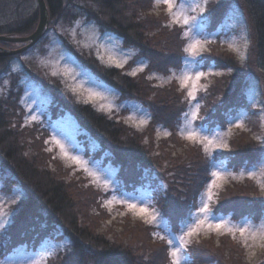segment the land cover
<instances>
[{
    "label": "trees",
    "instance_id": "16d2710c",
    "mask_svg": "<svg viewBox=\"0 0 264 264\" xmlns=\"http://www.w3.org/2000/svg\"><path fill=\"white\" fill-rule=\"evenodd\" d=\"M144 1L45 0L51 23H72L82 10L101 29L115 31L126 45L140 49L136 57L150 60L146 71L134 76L125 68L106 65L95 56L83 54V57L88 56L86 60L93 72L116 86L122 94L139 98L149 96L151 119L143 129L76 99L56 76L41 79L53 88L55 96L50 107L55 117L69 110L86 134H91L101 144V151L106 147L109 153L104 158L116 165V177L126 189L135 188L145 182L146 176L158 172L167 188L156 191L154 206L176 226L190 217L197 195L209 178L208 157L198 143L185 142L176 136L174 120L178 116L175 115L185 104L176 84L159 85L149 77L151 66L154 71H161L162 61L166 66L167 60L178 59L180 44L175 40L179 29L169 26L164 19L166 15L155 13L152 0ZM232 1L246 12L251 47L246 60L216 44L203 55L204 60L214 58L215 65L226 68L201 92L203 111L199 121L206 125L228 122V114L244 104L243 85L249 72L260 73L264 84V0ZM229 4L227 0L210 4L212 27L222 19ZM38 19L36 0H0V34L30 35L36 29ZM10 43L13 42L0 40V49H4L2 44ZM17 56L20 55L0 54V82L13 72L11 63ZM153 96L156 101H151ZM1 100L0 161L11 173V178L18 179L26 190V195L16 203L14 218L2 242L4 249L27 243L34 235H42L46 229L53 230L54 226L62 225L69 242L64 249L55 252L47 264H167V243L154 234V225L140 221L132 226L130 235L127 232L130 222H125L128 219L121 228L110 225L108 220L112 212L102 205L98 197L101 192L85 186L74 175L67 178L68 170L43 148L41 137L45 130L36 127V123L25 126L21 119L11 121L7 106ZM252 116L250 126L255 128L258 118ZM250 121L247 120L249 124ZM161 124L170 128L171 134H156V126ZM248 132L245 128L229 138L231 147L227 150L230 156L227 153L225 158L233 168L252 165L262 152L259 140L242 137ZM220 151L215 156H219ZM51 161L56 167H51ZM251 184L253 181L247 177L231 180L216 194L212 207L217 213H228L236 219L258 216L264 206L249 200ZM216 245L222 246V254L214 249ZM186 250L191 264H208L217 258L223 262L231 260V264H252L242 245L226 234L217 239L211 236L193 239Z\"/></svg>",
    "mask_w": 264,
    "mask_h": 264
},
{
    "label": "rangeland",
    "instance_id": "374dc122",
    "mask_svg": "<svg viewBox=\"0 0 264 264\" xmlns=\"http://www.w3.org/2000/svg\"><path fill=\"white\" fill-rule=\"evenodd\" d=\"M216 1L223 0H174L175 15L169 16L165 4L161 2L154 6V0H152V8L155 13L166 15L164 19L169 26L179 29L178 37H173H175L176 43L180 44V49L178 59L172 62L171 59L167 60L169 64L166 66L162 61L161 71H154L153 66H151L152 70L149 77L159 85L173 82L176 84L185 103L175 115V117L178 116L174 120L176 136L185 142L198 143L203 153L208 157L207 174L209 178L204 188L197 195L196 205L192 207L190 217L179 225L173 226L171 220L154 206L156 191L159 188L164 190L167 188L164 180L158 177V172L155 171L146 176L145 182L135 186V188L126 189L125 185L120 184L116 177L118 170L116 165L104 158L109 153L106 151V147L103 148L105 151L103 153L100 148L101 144L91 134H86L79 120L69 110L55 117L50 107L55 96H53V88L50 87L49 83H46V80L43 82L41 79L44 76H56L61 85L65 86L64 89L71 91L76 99L90 103L98 110L112 115L128 125L143 129L151 119L150 105H148L150 103L148 102L149 96L141 95L139 98L132 94H122L116 86L107 83L93 72L86 60L88 56L83 57L86 54L90 55L91 58L95 56L103 64L125 68L128 73L135 72L134 76H136L140 72L146 71L150 61L148 58L147 60L144 57H136L139 55L140 49L134 45H126L122 37L115 31L101 29L96 21L89 19L80 10L72 23L61 24L49 21L47 31L42 39L30 48L21 51L20 56L14 57L11 63L13 72L6 75L0 82V99L2 98L1 102L7 106L9 119L11 121L21 119L23 123H26L25 126L36 123L38 125H35L36 127L41 126L45 130L41 137L43 148L50 153L53 160L61 162L63 167L68 170L69 177L67 178L74 175L76 179L83 181L85 186L95 188L99 194L101 192L98 197L102 205L112 212V217H109L108 220L110 223H108L121 228L120 225L124 226L125 222H130L127 223L130 225L127 227V232L130 235L133 231L132 226H136V223L140 221L145 223L149 216L155 215L156 220L152 223L155 226L154 234L164 238L168 253L179 247L181 243L186 244L180 250L179 264H191L186 250L187 245L191 243H187L188 241L199 240L208 236L217 239L223 234L233 238L231 233L225 232L223 229L212 231L208 228L209 223L215 224L219 220L206 219L203 214L198 212L199 208L203 207L202 201L208 202L212 209L211 216L222 218L230 226L237 224L243 226L244 223L250 221L252 230L258 231L261 227V221L264 219V208L256 217L244 216L242 219H236L228 213H217L212 207L213 201L216 200V194L226 183L231 180L249 178L247 175L249 171H254L256 177L249 178L254 184L249 185L250 195L248 198H250L251 203L256 202L264 206V189L260 187L261 184H264V144L261 143L264 141V93L262 92L264 84L260 73L251 70L253 72L246 75V81L243 85L245 87L243 89L245 102L241 107L228 114V122L206 125L199 121L203 111L201 110L203 102L201 92L210 85L214 76L221 75L226 71V68L224 70L215 65L214 58L206 61L203 55L210 51L214 44L237 55L228 47L229 43H234L241 52H244L246 57L244 60H246L251 47V33L246 12L236 1L227 0L230 2L228 9L225 10L222 19L216 24L213 23L212 27V15L208 8L212 2ZM143 2L145 1L143 0ZM200 7H204L205 11L201 12ZM185 16L196 17V19H190L188 24H184L183 18ZM176 19H179L180 23H174L173 21ZM195 41H200L203 50L200 51L199 55L193 57L184 49ZM24 44L23 42H13L10 45L2 44V46L4 49H16L21 48ZM197 72H203L206 75L195 81V96L190 98L188 93L193 89V81H188L182 87V77L185 73H191L194 77ZM53 73L56 74L53 75ZM18 85L20 87H17ZM91 92L99 95L90 98ZM153 100L156 101V96H153L151 101ZM193 112H196L195 118L192 116ZM251 116L258 118V125L255 128L250 126L252 124ZM33 117L35 119H32ZM247 120L250 121V124ZM141 121H146V123L142 124ZM240 122H242V126H237ZM245 128L250 132L243 134L242 137L249 136L255 139L259 137L257 140H259L260 151L262 152L252 165L233 168L226 163L227 158H225L227 153L228 157L230 156V152L227 150L231 147L229 138ZM33 130H35L34 127ZM165 132L171 134L170 128L162 124L156 126V134L165 136ZM189 133H197L201 138H215L216 143H227L228 146L226 148H212L211 155H208L203 144L187 138ZM61 145H63V150ZM218 151H220L219 156H215ZM98 153L99 155H97ZM71 157H77L83 162V166L73 161ZM50 165L56 167L52 161ZM214 171L221 172L223 178H214L211 175ZM242 171L244 172L243 177L240 175ZM229 173L233 175H229ZM214 179H216V184L212 188V200L209 201L207 189ZM25 195L26 190L23 183L18 179L14 181L9 170L0 161V264H47L51 256L64 249L69 242L62 225H56L53 230L46 229L42 235H34V238L27 243L19 244L12 249H4L2 242L8 226L14 218L16 203ZM128 204H135L136 209L129 208ZM141 208L147 209V212H139ZM125 219L128 221L124 222ZM201 220L205 223L199 225L198 232L191 237L185 236L183 241L179 239L190 227H196L197 222ZM173 237L176 239L173 240L172 245H169L168 241ZM233 239L242 245L247 259L252 264H264V247H261L264 241H261L259 236L255 240L249 238L247 248L244 247V241L238 231ZM221 248V245H216L214 249L222 254L223 249ZM173 259L175 258L168 256L166 263L171 264ZM216 261L208 264H221L223 262L219 258ZM230 262L231 260H228L222 264H231Z\"/></svg>",
    "mask_w": 264,
    "mask_h": 264
},
{
    "label": "snow or ice",
    "instance_id": "6c2138e0",
    "mask_svg": "<svg viewBox=\"0 0 264 264\" xmlns=\"http://www.w3.org/2000/svg\"><path fill=\"white\" fill-rule=\"evenodd\" d=\"M161 2L167 6V9H168V13L167 14L169 16L175 15V13H174V8H175L174 0H154V6L158 5ZM200 11L204 12L205 8L204 7H200ZM190 19L191 20H195L196 17H187V16H185L183 18V23L184 24H188ZM173 22L174 23H180V20L176 19ZM185 35H187V33H185ZM228 47H229V49L231 51L237 53L239 59L244 60L246 58L244 52H241L236 47V45L234 43H229ZM202 50H203V46L201 45L200 41H195L194 43L190 44L189 46H187L184 49L185 52H187L190 56H193V57L199 55L200 51H202ZM55 74L56 73H53V75H55ZM132 74L135 75V72H133ZM204 75H206V74L203 73V72H197L194 77L192 76L191 73H185L183 75L182 81H181V86L182 87H184L188 83V81H190V80L193 81V89H192V91H190L188 93V96L190 98L195 96V91H196V89H195V81H198L200 79V77L204 76ZM73 91H75V89H73ZM98 95H99L98 93L91 92L90 93V98L98 96ZM192 116H193V118H195L196 117V112H193ZM32 119H35V117H33ZM141 123L144 124V123H146V121H141ZM237 126H242V122L238 123ZM164 135L167 136L168 133L165 132ZM187 138L190 139V140H194L196 142H199V143L203 144L205 152L208 155H211V149L212 148H218V147H225L226 148L228 146L227 143H216L215 138H212V139H210L208 137L201 138L197 133H189ZM257 139H259V137H257ZM46 143H47V141H46ZM261 143L264 144V141H261ZM57 144H59V141H57ZM60 147L63 150V145H61ZM71 159L73 161H75L76 163L80 164L81 166H83V162L80 161L77 157H71ZM92 175H94V174H92ZM211 175L214 178H216V179L223 178V174L221 172H219V171H214V172L211 173ZM229 175H233V174L229 173ZM240 175H241V177H243L244 172L242 171L240 173ZM247 175H248L249 178H255L256 177V173L254 171H249L247 173ZM216 179H214L212 181V184H210L208 186V189H207V191H208V200L209 201L212 200V196H213L212 188L216 184ZM260 187L262 189H264V184H261ZM202 203H203V207L199 208L198 212L200 214H203L206 219H218L219 220V222H217L215 224L209 223L207 225L208 228L211 229L212 231H218V230L223 229L225 232L231 233L233 238H235L236 232L238 231L240 236H241V238L244 241V247H246V248L248 247L247 240L249 238L255 240V239H257V236H259V239L261 241H264V219H262L261 227H260V229L258 231H253L252 230V227L250 226L251 225L250 221L244 223L243 226H239L238 224L230 226L222 218H217L215 216H211L210 215L211 212H212V209L209 207V204H208L207 201H202ZM128 207L131 208V209H134V210L136 209V205L135 204H128ZM139 212L145 213V212H147V209L141 208V209H139ZM155 220H156V216L155 215H151V216H149V218H147L145 220V223L152 224V223L155 222ZM204 223H205V221H203V220L198 221L196 227H190L189 230L184 234V236L179 237V239L181 241H183L185 236L186 237H191L194 233L198 232L199 225H202ZM161 239H163V237H161ZM175 239H176L175 237L170 239L168 241V244L172 245L173 240H175ZM190 242L191 241H188L187 243H190ZM185 246H186L185 243H181L179 245V247H176L175 250L169 252V256L175 258V259H173L171 261V264H179V262H180V255H179L180 254V250L182 248H184ZM261 247H264V244H261Z\"/></svg>",
    "mask_w": 264,
    "mask_h": 264
},
{
    "label": "water",
    "instance_id": "95a60500",
    "mask_svg": "<svg viewBox=\"0 0 264 264\" xmlns=\"http://www.w3.org/2000/svg\"><path fill=\"white\" fill-rule=\"evenodd\" d=\"M37 6L39 10V23L35 30L32 31L30 35L25 36H12V35H4L0 34V40L5 42H18V43H25L21 48L16 49H0L1 55H10V54H19L21 51L28 49L32 45L36 44L38 40L42 38V36L45 34L46 28L49 24L48 17L49 13L46 7L45 0H36Z\"/></svg>",
    "mask_w": 264,
    "mask_h": 264
}]
</instances>
